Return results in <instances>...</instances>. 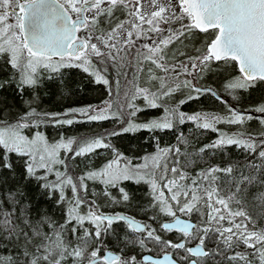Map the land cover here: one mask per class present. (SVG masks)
Wrapping results in <instances>:
<instances>
[{
	"label": "snow or ice",
	"instance_id": "obj_1",
	"mask_svg": "<svg viewBox=\"0 0 264 264\" xmlns=\"http://www.w3.org/2000/svg\"><path fill=\"white\" fill-rule=\"evenodd\" d=\"M0 264H264V0H0Z\"/></svg>",
	"mask_w": 264,
	"mask_h": 264
},
{
	"label": "trees",
	"instance_id": "obj_2",
	"mask_svg": "<svg viewBox=\"0 0 264 264\" xmlns=\"http://www.w3.org/2000/svg\"><path fill=\"white\" fill-rule=\"evenodd\" d=\"M77 79L79 80V77H77ZM83 85H84L83 89L78 90L77 95L71 97V99L75 101H80L82 98L83 102H94L97 94L102 90L103 86H100L99 88L93 87L86 80L83 81ZM104 126L106 127L107 124H105ZM64 127L66 133L69 135H74L83 130V127L78 125L64 126ZM185 131H187V127H185ZM165 139H167V137H165Z\"/></svg>",
	"mask_w": 264,
	"mask_h": 264
}]
</instances>
